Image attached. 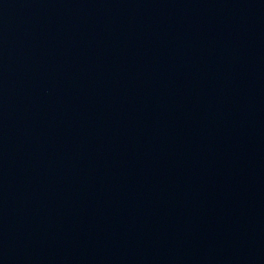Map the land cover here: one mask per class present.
Wrapping results in <instances>:
<instances>
[{"label": "water", "instance_id": "1", "mask_svg": "<svg viewBox=\"0 0 264 264\" xmlns=\"http://www.w3.org/2000/svg\"><path fill=\"white\" fill-rule=\"evenodd\" d=\"M0 264H264V0H0Z\"/></svg>", "mask_w": 264, "mask_h": 264}]
</instances>
